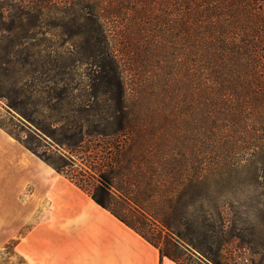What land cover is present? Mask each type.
<instances>
[{"label": "trees", "instance_id": "1", "mask_svg": "<svg viewBox=\"0 0 264 264\" xmlns=\"http://www.w3.org/2000/svg\"><path fill=\"white\" fill-rule=\"evenodd\" d=\"M124 1L126 11L139 2L146 11L150 2ZM92 2L76 1L73 18L77 35L92 50L89 56L98 68L94 88L107 95V120L116 125H81L75 142H57L83 149L89 147L91 138L104 143L114 139L115 156H109L106 145L94 156L81 157L83 165L73 160L71 166L76 167L68 174L65 168L70 163L63 156L48 155L40 151L39 144L17 138L158 247L162 256L183 264L186 252L181 246L187 242L208 261L222 264L225 246L239 238L233 202L228 199L235 177L264 172V54L260 51L264 46V0H174L181 19L175 26L176 35L179 41L185 32L193 61L190 101L186 107L177 105L176 114L168 111L154 121L149 118L151 124H160L151 126L127 104L121 63L104 24L105 10L99 1ZM49 4L36 0L24 11L21 21L27 22V29L47 25ZM121 11L110 13L119 17L124 15ZM162 24L170 32V20L164 18ZM158 37L144 39V56L171 42L169 34L160 31ZM167 81L163 83L166 94L171 91L170 78ZM9 104L19 108L15 101ZM172 120L183 127V136L173 145ZM201 238L203 247L196 243ZM262 259L264 262V255Z\"/></svg>", "mask_w": 264, "mask_h": 264}, {"label": "rangeland", "instance_id": "2", "mask_svg": "<svg viewBox=\"0 0 264 264\" xmlns=\"http://www.w3.org/2000/svg\"><path fill=\"white\" fill-rule=\"evenodd\" d=\"M34 1L0 0V124L19 142V139L28 140L39 144L41 152L54 157L63 156L70 163L65 172L71 174L72 167H76L71 166L73 160L83 165L81 157L87 154L94 156L106 145L109 156L114 157L115 140L104 143L91 138L88 148L77 149L58 143V139L75 142L81 125L116 124L107 120V104L110 103L107 95L94 88L98 68L94 65V58L89 56L92 50L83 43V37L77 35L73 13L78 0H45L50 3L45 12L47 25L27 29V22L21 21V17ZM93 1H99L105 10L104 24L111 47L121 63L130 110L146 118L148 121L144 123L151 126L160 124H151L149 118L154 121L163 115L162 112L168 111L176 114L177 105L186 107L190 101L189 69L193 61L184 31L178 41L175 26L181 19L174 0H150L146 11L142 2L131 4L134 9L126 11L124 0ZM119 9L124 15L112 17L110 11ZM164 18L170 20V32L168 26L162 24ZM160 31L169 34L171 42L153 48L151 54L144 56V39L158 40ZM260 51L264 54V46ZM167 78L171 84L168 94L163 88ZM10 101L18 103L19 108L10 106ZM147 113L155 117L145 115ZM174 121L170 124L172 145L178 144L177 140L183 136V127L175 125ZM178 127L180 129L176 133ZM45 128L52 134L45 132ZM0 148L7 154L21 153L22 150L19 145L10 148L3 135L0 136ZM34 170L40 171V168L34 167ZM68 174H61L64 183L80 188ZM0 181V264H55L56 251L62 242L57 240L53 204L46 195L27 211L18 202V218L11 221L8 187L3 179ZM235 183L228 199L233 202L232 216L239 238L225 246L226 258L222 264L235 261L264 264V172L259 176L240 174L235 177ZM33 189L34 185L30 184L23 187V202L30 200ZM80 189L91 196L88 191ZM25 215H28L27 220ZM202 242L203 238L196 243L203 247ZM181 248L186 252L181 258L183 264H213L193 245L185 242Z\"/></svg>", "mask_w": 264, "mask_h": 264}, {"label": "crops", "instance_id": "3", "mask_svg": "<svg viewBox=\"0 0 264 264\" xmlns=\"http://www.w3.org/2000/svg\"><path fill=\"white\" fill-rule=\"evenodd\" d=\"M1 135L10 148L19 145L22 149L21 153L7 154L0 148V179L8 187L10 220L18 218V202L27 211L46 195L55 209L57 240L62 242L55 264H180L162 256L158 247L80 188L65 184L59 172L50 170L44 160L2 127ZM29 184L34 189L30 200L23 202L21 192Z\"/></svg>", "mask_w": 264, "mask_h": 264}, {"label": "bare ground", "instance_id": "4", "mask_svg": "<svg viewBox=\"0 0 264 264\" xmlns=\"http://www.w3.org/2000/svg\"><path fill=\"white\" fill-rule=\"evenodd\" d=\"M50 167V170H55L53 167H51L50 165H48Z\"/></svg>", "mask_w": 264, "mask_h": 264}]
</instances>
